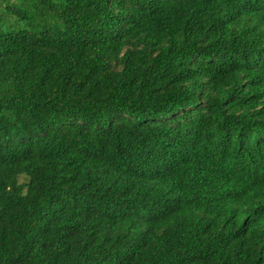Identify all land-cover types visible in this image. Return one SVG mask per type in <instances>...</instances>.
I'll return each instance as SVG.
<instances>
[{
	"label": "trees",
	"instance_id": "obj_1",
	"mask_svg": "<svg viewBox=\"0 0 264 264\" xmlns=\"http://www.w3.org/2000/svg\"><path fill=\"white\" fill-rule=\"evenodd\" d=\"M0 264H264V0H0Z\"/></svg>",
	"mask_w": 264,
	"mask_h": 264
}]
</instances>
